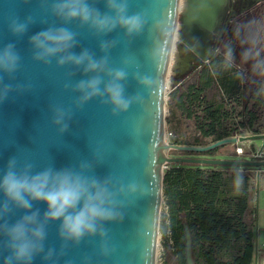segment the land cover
Wrapping results in <instances>:
<instances>
[{"label":"water","instance_id":"95a60500","mask_svg":"<svg viewBox=\"0 0 264 264\" xmlns=\"http://www.w3.org/2000/svg\"><path fill=\"white\" fill-rule=\"evenodd\" d=\"M224 2V1H223ZM222 2V4H223ZM181 0H129V14L144 12L148 23L141 35L132 38L129 44L120 29L110 33L105 39L119 42L109 53V65L124 67L129 73L126 95L139 93L141 103H134L117 116L111 114V107L92 99L82 108L73 107L76 93L64 85H73L84 78L78 69L71 66L56 67L34 62L28 38L50 25L60 26L61 21L40 7V0H0V47L15 42L22 60L15 79L5 77V83L30 84L31 91L13 93L8 100L0 103V175L3 174L9 158L15 156L18 164L33 165V173L48 167L61 169L76 167L82 161H91L94 173L103 179L111 177L127 185L137 183L136 195L122 198L123 220L105 223L108 230V247L114 249L109 255H102L99 237H85L78 245H69L58 264H156L160 233L161 204L164 198L165 168L170 163H194L233 167H264V160L206 158L193 156H171L172 150L207 152L224 145H237L248 141L262 140L259 155L263 154L264 133L243 134L227 137L207 145H178L166 140V75L169 69L173 40ZM104 11V4L96 5ZM32 15L36 18L28 32L21 38L13 37L8 24L11 18L24 19ZM66 27L78 33L79 53L88 48L99 58V38L87 28H80L73 21ZM227 27L225 28V30ZM212 53L200 66L207 62ZM127 61V65L124 61ZM199 66V67H200ZM152 78L145 83V89L138 85L132 74ZM76 74L70 76L69 73ZM53 105L72 108L73 118L69 131L62 137L53 127ZM260 172L257 174V188ZM2 199V196H0ZM43 214L45 205L35 204ZM23 215L15 211L9 223ZM59 222L47 226L46 247L59 251L61 241L57 236ZM186 264H195L192 238L188 224H185ZM4 238L0 237V241ZM256 248L258 237L256 236ZM8 253L0 248V264ZM258 254L256 252L255 262ZM33 264H43L37 257Z\"/></svg>","mask_w":264,"mask_h":264},{"label":"clouds","instance_id":"9594fccd","mask_svg":"<svg viewBox=\"0 0 264 264\" xmlns=\"http://www.w3.org/2000/svg\"><path fill=\"white\" fill-rule=\"evenodd\" d=\"M101 2L104 11L96 6ZM40 7L62 23L60 26L50 25L29 36L31 58L44 65L55 61L58 68L71 66L80 71L84 78L73 85H64L65 89L71 88L77 94L73 107L80 109L96 98L109 105L111 114L117 116L134 103L143 101L139 93L126 95L124 82L129 73L124 67L109 65V53L119 41L105 37L120 29L130 44L132 38L141 35L147 25L146 13L129 14V0H40ZM35 21L32 15L24 19L16 16L10 19L8 28L13 37L21 38ZM73 21L99 38L102 56L97 58L88 48H82L79 53L73 51L78 47V33L65 26ZM21 60L15 42L0 47V103L8 100L13 93L31 91L30 84L5 83V77L15 79ZM124 64L127 65L126 60ZM254 69L264 74V62H257ZM75 74L69 73L70 76ZM132 77L144 89L145 83L152 79L139 71L134 72ZM51 111V123L62 137L69 131L72 108L53 105ZM94 167L91 161H82L76 167L56 169L53 166L33 173L31 163L20 166L15 156L8 159L0 175V237L4 238L0 241V248L8 253L3 256V264H33L37 257L43 264H58L67 247L78 245L86 236L100 238L102 255L114 251L108 247V230L104 225L123 220L122 198L136 195L137 183L132 181L125 185L111 177L101 179L94 174L89 175L94 173ZM35 204L45 205L43 214L34 208ZM15 211H21L23 215L9 223L8 218ZM50 222H59V251L45 245Z\"/></svg>","mask_w":264,"mask_h":264},{"label":"trees","instance_id":"16d2710c","mask_svg":"<svg viewBox=\"0 0 264 264\" xmlns=\"http://www.w3.org/2000/svg\"><path fill=\"white\" fill-rule=\"evenodd\" d=\"M242 31L240 23L231 25L219 51L196 70L188 83L171 93L167 122L172 143L207 145L245 133H264V80L254 69L257 62H264V44L245 72L241 64ZM246 85L251 86L247 100ZM228 146L203 153L172 150L170 155H223ZM248 154L244 151L242 156ZM168 165L163 195L169 224L163 231L171 230L179 264H186V223L195 264H254L256 181L251 171L194 163Z\"/></svg>","mask_w":264,"mask_h":264},{"label":"rangeland","instance_id":"374dc122","mask_svg":"<svg viewBox=\"0 0 264 264\" xmlns=\"http://www.w3.org/2000/svg\"><path fill=\"white\" fill-rule=\"evenodd\" d=\"M195 8V0H183L182 9H179L171 59L166 75L167 103L171 93L176 88L185 85L193 78L200 63L205 61L215 51H219L226 39L227 31L231 25H235L236 23L242 25L241 64L245 72L252 67L255 57L259 54L260 46L264 44V0H225L220 7L219 13L216 15L212 29H207L198 24ZM226 27L227 29L225 30ZM248 86L249 85H246V89ZM244 96L245 100H247V90L246 93H244ZM168 115L167 108L166 121ZM166 132H171V127L168 122H166ZM170 139L171 138L166 137L168 143H172ZM261 147L262 140L248 141L237 145H229L221 152L223 155L190 156L264 160V149L263 154L259 155ZM239 149H242L243 152H249L248 156L243 157V153H239ZM170 153H173V151ZM168 166L165 170L169 168ZM238 170L243 172L248 170L251 171L253 178L256 181V215L258 217L256 234H258L260 240L258 247V264H264V167H252L249 169L239 167ZM259 172L260 184L258 189L257 174ZM168 224V208L165 199L163 198L161 204L160 233L156 264H179V252L173 239L170 237L171 230L168 228L166 233L163 231L165 225Z\"/></svg>","mask_w":264,"mask_h":264},{"label":"bare ground","instance_id":"6f19581e","mask_svg":"<svg viewBox=\"0 0 264 264\" xmlns=\"http://www.w3.org/2000/svg\"><path fill=\"white\" fill-rule=\"evenodd\" d=\"M223 1L225 0H195V14H197L198 24L207 29H212ZM182 5L183 0H181L180 9H182Z\"/></svg>","mask_w":264,"mask_h":264},{"label":"crops","instance_id":"0c3cea01","mask_svg":"<svg viewBox=\"0 0 264 264\" xmlns=\"http://www.w3.org/2000/svg\"><path fill=\"white\" fill-rule=\"evenodd\" d=\"M262 79L264 80V74H262ZM246 90H247V95H248V98L250 97L251 95V86L249 85L248 88L246 89V86H245V90H244V93H246ZM258 197V196H257ZM257 216V215H256ZM258 228V217H257V227ZM256 236L258 237V234H256ZM259 237H258V247H259ZM257 254H258V248H257ZM254 264H258V259H257V263L255 262Z\"/></svg>","mask_w":264,"mask_h":264},{"label":"built area","instance_id":"2783aa9c","mask_svg":"<svg viewBox=\"0 0 264 264\" xmlns=\"http://www.w3.org/2000/svg\"><path fill=\"white\" fill-rule=\"evenodd\" d=\"M173 136L172 132H166V137L171 138ZM239 153H243L242 149H239Z\"/></svg>","mask_w":264,"mask_h":264}]
</instances>
